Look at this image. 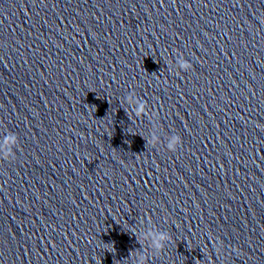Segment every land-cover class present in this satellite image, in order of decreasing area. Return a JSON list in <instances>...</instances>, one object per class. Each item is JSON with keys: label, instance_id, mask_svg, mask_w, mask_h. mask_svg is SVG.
<instances>
[{"label": "clouds", "instance_id": "9594fccd", "mask_svg": "<svg viewBox=\"0 0 264 264\" xmlns=\"http://www.w3.org/2000/svg\"><path fill=\"white\" fill-rule=\"evenodd\" d=\"M182 67L188 68V67H190V65L182 64ZM143 111H144V106L140 105L139 108L137 109V114L139 115ZM13 142H14V139H12V138H9V140L6 141V143H13ZM178 142H179V138H177L172 144L169 145V149L172 150V151H175L176 150V143H178ZM160 239L163 240V239H165V237L161 236ZM156 247L157 248H161L162 245L160 243H157Z\"/></svg>", "mask_w": 264, "mask_h": 264}]
</instances>
